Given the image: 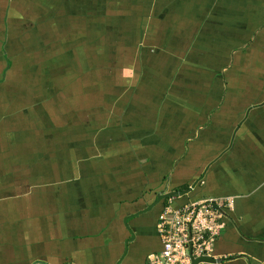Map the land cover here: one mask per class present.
<instances>
[{
    "label": "crops",
    "instance_id": "0c3cea01",
    "mask_svg": "<svg viewBox=\"0 0 264 264\" xmlns=\"http://www.w3.org/2000/svg\"><path fill=\"white\" fill-rule=\"evenodd\" d=\"M189 185L264 264V0H0V264H147Z\"/></svg>",
    "mask_w": 264,
    "mask_h": 264
},
{
    "label": "built area",
    "instance_id": "2783aa9c",
    "mask_svg": "<svg viewBox=\"0 0 264 264\" xmlns=\"http://www.w3.org/2000/svg\"><path fill=\"white\" fill-rule=\"evenodd\" d=\"M195 187L190 185V191ZM232 205V198L220 197L189 201L180 207L167 205L157 223L162 249L151 254L147 264H192L193 258L214 256Z\"/></svg>",
    "mask_w": 264,
    "mask_h": 264
},
{
    "label": "rangeland",
    "instance_id": "374dc122",
    "mask_svg": "<svg viewBox=\"0 0 264 264\" xmlns=\"http://www.w3.org/2000/svg\"><path fill=\"white\" fill-rule=\"evenodd\" d=\"M139 9H142V8H134V10H132V13H137V15H140V16H142L143 15V9L142 10H139ZM103 41H101V40H99L97 43H95V45L97 46L96 48L99 50L100 48L99 47H102L103 45H105V41L107 40H105V38H104V35H102L101 37H100ZM113 40V39H112ZM5 41H6V39H5ZM4 41V42H5ZM86 41H87V39H86ZM7 42V41H6ZM24 44V46H23V52L21 51V52H19V51H15L14 50V48H10L9 46L11 45V44H7V43H4V45H6L7 47H9V48H7V51L8 50H10V52L12 53V56L11 57H18V58H23L24 57V54L25 53H28V54H30V57H33V56H35L36 54H35V52H37L38 53V51L36 50V45L35 44H33L34 46H33V48L36 50H34L33 48H24L25 47V43H23ZM82 45V44H81ZM83 46V45H82ZM78 48V47H77ZM19 49H20V47H19ZM79 49V48H78ZM16 52V53H15ZM15 58V59H16ZM30 62V61H29ZM15 63H13V65H14ZM28 67V64H24V68H27Z\"/></svg>",
    "mask_w": 264,
    "mask_h": 264
},
{
    "label": "water",
    "instance_id": "95a60500",
    "mask_svg": "<svg viewBox=\"0 0 264 264\" xmlns=\"http://www.w3.org/2000/svg\"><path fill=\"white\" fill-rule=\"evenodd\" d=\"M190 192V189L186 191H175L168 194H160L158 197L159 200L167 199V198H174L187 195ZM220 259L215 258L214 256H205L201 258H193L192 264H200V263H218Z\"/></svg>",
    "mask_w": 264,
    "mask_h": 264
},
{
    "label": "trees",
    "instance_id": "16d2710c",
    "mask_svg": "<svg viewBox=\"0 0 264 264\" xmlns=\"http://www.w3.org/2000/svg\"><path fill=\"white\" fill-rule=\"evenodd\" d=\"M190 188V185L189 186H187L185 189H189ZM181 190H184V188H180ZM208 197H215V196H208ZM178 198V197H177ZM177 198H174V199H170V198H167V199H164L163 200V202H162V208H161V211H160V214L162 213V211L164 210V208L167 206V205H169L170 203L173 205V206H175V207H180L181 205H183V204H185V203H188L189 201H196V200H199V199H188L187 198V200H186V202L185 203H182V204H180V205H176V199ZM183 198V197H182ZM184 198H185V196H184ZM204 198V197H203ZM206 198V197H205ZM201 199V198H200ZM229 213V212H228ZM160 214H159V216H160ZM159 216H158V219H159ZM216 246V245H215Z\"/></svg>",
    "mask_w": 264,
    "mask_h": 264
}]
</instances>
